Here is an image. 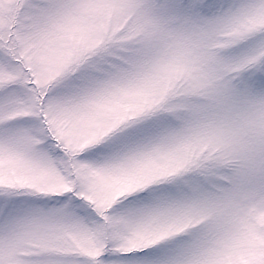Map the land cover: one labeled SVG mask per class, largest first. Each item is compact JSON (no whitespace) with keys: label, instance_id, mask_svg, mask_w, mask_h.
Masks as SVG:
<instances>
[{"label":"snow or ice","instance_id":"6c2138e0","mask_svg":"<svg viewBox=\"0 0 264 264\" xmlns=\"http://www.w3.org/2000/svg\"><path fill=\"white\" fill-rule=\"evenodd\" d=\"M0 264H264V0H0Z\"/></svg>","mask_w":264,"mask_h":264}]
</instances>
